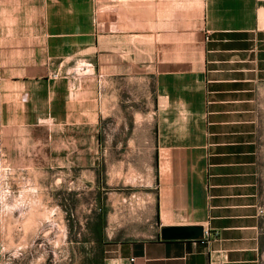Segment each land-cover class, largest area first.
<instances>
[{"label": "crops", "instance_id": "crops-1", "mask_svg": "<svg viewBox=\"0 0 264 264\" xmlns=\"http://www.w3.org/2000/svg\"><path fill=\"white\" fill-rule=\"evenodd\" d=\"M198 2L159 9L156 25L130 10L103 22L79 0H52L58 12L46 15V57L94 65L90 77L40 82L46 104L60 97L61 159L77 172L89 234L100 220L91 239L101 264H264V0ZM86 174L96 179L83 183ZM184 226L202 234L160 236Z\"/></svg>", "mask_w": 264, "mask_h": 264}, {"label": "rangeland", "instance_id": "rangeland-1", "mask_svg": "<svg viewBox=\"0 0 264 264\" xmlns=\"http://www.w3.org/2000/svg\"><path fill=\"white\" fill-rule=\"evenodd\" d=\"M198 1L79 0V9L103 22L121 10L132 11L136 19L145 23L149 17L151 25H156L159 9L175 6L184 12ZM51 3L0 0V264H101L98 243L91 239L95 233L89 234L91 227L83 220L86 212L78 207L79 196L74 192L77 172L63 167L61 159L67 129L54 120L60 118L61 110L60 103L53 102L60 97L51 96L46 104L41 83L60 82L71 75L90 77L94 65L46 57V15L53 19L58 12ZM255 107L264 209V83L257 90ZM103 176L99 171V187ZM94 178L86 174L81 180Z\"/></svg>", "mask_w": 264, "mask_h": 264}, {"label": "water", "instance_id": "water-1", "mask_svg": "<svg viewBox=\"0 0 264 264\" xmlns=\"http://www.w3.org/2000/svg\"><path fill=\"white\" fill-rule=\"evenodd\" d=\"M201 234V226L163 227L160 232V236L163 239L197 238Z\"/></svg>", "mask_w": 264, "mask_h": 264}, {"label": "trees", "instance_id": "trees-1", "mask_svg": "<svg viewBox=\"0 0 264 264\" xmlns=\"http://www.w3.org/2000/svg\"><path fill=\"white\" fill-rule=\"evenodd\" d=\"M99 224H100V220L97 219L96 226H94V232H95V234H98Z\"/></svg>", "mask_w": 264, "mask_h": 264}, {"label": "built area", "instance_id": "built-area-1", "mask_svg": "<svg viewBox=\"0 0 264 264\" xmlns=\"http://www.w3.org/2000/svg\"><path fill=\"white\" fill-rule=\"evenodd\" d=\"M260 211L261 212H264V209L263 208H260ZM210 264H217V263H210Z\"/></svg>", "mask_w": 264, "mask_h": 264}]
</instances>
